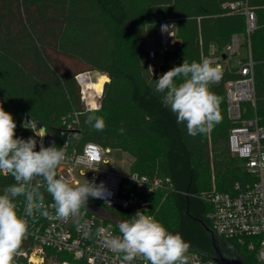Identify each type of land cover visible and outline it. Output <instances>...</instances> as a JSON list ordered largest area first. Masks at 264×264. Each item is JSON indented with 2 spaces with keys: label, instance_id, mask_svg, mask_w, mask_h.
I'll return each mask as SVG.
<instances>
[{
  "label": "trees",
  "instance_id": "1",
  "mask_svg": "<svg viewBox=\"0 0 264 264\" xmlns=\"http://www.w3.org/2000/svg\"><path fill=\"white\" fill-rule=\"evenodd\" d=\"M237 1L241 0H0V105L13 115L16 136L36 139L25 128L27 123L23 127L30 117L37 128L54 134L58 144L75 134L79 138L69 140L71 147L92 142L128 152L133 158L130 171L169 179L171 187L154 200L155 219L180 233L190 245L188 251L212 255L210 208L202 198L212 175L218 192H231L236 182L251 179L228 148L233 125L226 117L224 85L235 73L223 69L221 80L210 86L221 98L220 123L228 130L226 135L215 131L210 146L206 134L190 136L184 124H177L154 81L184 59L199 62L211 50L224 53L231 36L245 30L243 13L228 7ZM248 5L258 16L250 44L257 64L256 101L263 113L264 0H248ZM163 21L173 24L176 43L162 52L152 76L146 26ZM85 72L108 78L98 110H85L80 99L76 76ZM89 114L104 118L103 131L85 123ZM65 123L72 128L66 129ZM153 142L159 144L158 155L149 148ZM13 183L11 175L0 174V194ZM161 198L170 200L172 226L163 205L158 206ZM218 242L226 255L252 264V255L233 242ZM21 250L28 248L22 245ZM15 264L24 261L17 256Z\"/></svg>",
  "mask_w": 264,
  "mask_h": 264
},
{
  "label": "built area",
  "instance_id": "2",
  "mask_svg": "<svg viewBox=\"0 0 264 264\" xmlns=\"http://www.w3.org/2000/svg\"><path fill=\"white\" fill-rule=\"evenodd\" d=\"M230 10L241 11L245 18L246 56L236 66L231 63L232 57L238 54L237 35L231 36V42L224 53L216 54L211 50L202 59H210L214 65L229 71L234 70L235 78L225 82L226 117L232 123L228 134L230 153L242 162L251 177L243 184L236 182L231 192L211 191L202 195L209 205L207 218L215 238L233 242L247 254L252 255V264H264V111L261 113L256 101L257 64L252 57L250 36L257 29L258 16L248 5V0L228 4ZM264 29V5L260 7ZM170 22H161L162 52L171 49L176 41ZM225 56L224 58L222 56ZM149 58H154L149 51ZM263 110H264V60L261 63ZM79 84V96L87 111L100 107L102 91L93 88L96 80L89 72L76 76ZM66 129H71L66 124ZM28 127H30L28 125ZM36 133L41 135L40 129ZM58 144L55 135L46 133L38 137L36 150L40 145L45 147ZM66 159L58 167L57 176L66 178L72 185H78L75 173L91 172L97 179L96 184H103L104 196L101 199L89 197L86 209H82V220L70 218L67 222L46 218L38 213L28 217L29 235L22 245L28 250H20L19 257L24 264H120V255L112 252L97 235L100 227L119 235L117 225L122 220L130 219L138 210L147 209V214L155 211L154 200L158 193L166 192L171 187L168 178L149 176L129 171L125 174L115 173L111 169H101L100 165L104 148L92 142L81 148L71 147L68 143ZM3 175V174H2ZM45 204L50 216L54 217V201L44 188ZM20 215H24V198L17 201ZM91 221V234L84 235L77 230V223ZM241 254V253H240ZM187 264H216L208 257L196 251L186 253ZM133 264H146L137 259Z\"/></svg>",
  "mask_w": 264,
  "mask_h": 264
},
{
  "label": "clouds",
  "instance_id": "3",
  "mask_svg": "<svg viewBox=\"0 0 264 264\" xmlns=\"http://www.w3.org/2000/svg\"><path fill=\"white\" fill-rule=\"evenodd\" d=\"M153 76V70L150 67ZM223 72L220 66L204 58L189 63L184 59L155 80L154 89L162 94V103L175 114L177 124H184L190 136L209 133L220 122L221 98L211 90L218 83ZM30 127H25V124ZM97 131L106 127L104 118L89 114L85 120ZM23 127L35 129L37 123L25 121ZM17 124L13 115L0 105V174L11 175L15 183L7 186L0 194V264H15L21 254L23 241L29 235L28 217L37 213L46 218L67 222L70 218L82 220V209L87 208L89 197L101 199L104 196L103 184L86 180L83 184L72 185L66 178L57 176L58 167L65 161V148L75 134L61 148L53 143L36 150L37 140L18 138ZM123 133V127L119 130ZM44 188L54 201L55 215L50 216L45 204ZM23 197L24 215H20L17 198ZM147 209L138 210L130 219L122 220L117 228L119 235L100 227L97 235L112 252L120 255V264H133L142 259L146 264H187L186 253L190 247L180 233L170 232ZM77 230L84 235L91 234V221L77 223Z\"/></svg>",
  "mask_w": 264,
  "mask_h": 264
},
{
  "label": "rangeland",
  "instance_id": "4",
  "mask_svg": "<svg viewBox=\"0 0 264 264\" xmlns=\"http://www.w3.org/2000/svg\"><path fill=\"white\" fill-rule=\"evenodd\" d=\"M237 38L239 43V49L238 54L232 57L231 63L233 66H236L238 61L246 56V36L241 33L237 35ZM146 44L148 47H151L156 52V59L153 61L152 64V69H155L157 63L159 62L160 54L162 53V31L160 23H151L146 26ZM151 60L152 59H150V61ZM89 73L91 74L92 79L97 80L96 76L92 75L93 72ZM218 130H220L223 135H226L228 133V130L224 129V124L220 122L215 124L212 130L206 134L209 146L212 142L213 133ZM31 133L34 137H36L37 140L38 137L36 136L35 132L31 130ZM149 148L152 150V155L159 154L160 147L158 143L153 142L152 144H150ZM102 159L104 162L100 165L101 169H111L115 173L121 175L129 171L133 161L132 156L128 152L116 148H104ZM75 178L78 180V185L83 184L86 180H88L89 182H97V179L92 176L91 172H85L82 174L79 172V170H77L75 173ZM218 189L219 188L214 179V175H212L211 187L207 192L216 191ZM159 205H163L165 209V214L169 219V225L172 226L174 224V211L170 205V200L168 198H161L158 206ZM156 209H158V207Z\"/></svg>",
  "mask_w": 264,
  "mask_h": 264
},
{
  "label": "water",
  "instance_id": "5",
  "mask_svg": "<svg viewBox=\"0 0 264 264\" xmlns=\"http://www.w3.org/2000/svg\"><path fill=\"white\" fill-rule=\"evenodd\" d=\"M223 58L225 57L224 55L222 56ZM92 75L96 76V79L99 76H106L104 73H99V72H93ZM107 77V76H106ZM108 81V80H107ZM32 119L30 117L26 118V121H31ZM43 128L41 131V135H43L45 133V128L44 127H40ZM43 137H41V139H43ZM211 236H212V248H213V253L212 255L208 256V258L213 261L216 264H243V261L241 259V257L239 256H234V257H230L228 255H226L220 245L218 240L215 238L214 234L211 232Z\"/></svg>",
  "mask_w": 264,
  "mask_h": 264
},
{
  "label": "crops",
  "instance_id": "6",
  "mask_svg": "<svg viewBox=\"0 0 264 264\" xmlns=\"http://www.w3.org/2000/svg\"><path fill=\"white\" fill-rule=\"evenodd\" d=\"M170 24H171L172 32H173V24L171 22H170ZM160 26H161V23H160ZM146 46H147V44H146ZM147 49L149 51H153V53H154V58L150 61V67L152 68L153 61L156 59V52L151 47L147 46ZM161 59H162V53L160 54L159 62L157 63L156 68L152 69L154 74H156L158 72V67H159V65L161 63Z\"/></svg>",
  "mask_w": 264,
  "mask_h": 264
},
{
  "label": "bare ground",
  "instance_id": "7",
  "mask_svg": "<svg viewBox=\"0 0 264 264\" xmlns=\"http://www.w3.org/2000/svg\"><path fill=\"white\" fill-rule=\"evenodd\" d=\"M108 80L106 76H99L93 86V88L97 91H102V87L104 83Z\"/></svg>",
  "mask_w": 264,
  "mask_h": 264
}]
</instances>
